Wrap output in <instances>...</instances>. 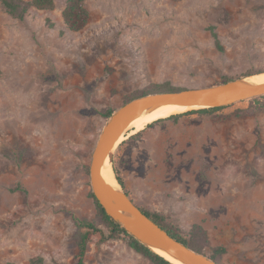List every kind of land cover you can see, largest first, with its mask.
Instances as JSON below:
<instances>
[{
  "label": "rangeland",
  "instance_id": "1",
  "mask_svg": "<svg viewBox=\"0 0 264 264\" xmlns=\"http://www.w3.org/2000/svg\"><path fill=\"white\" fill-rule=\"evenodd\" d=\"M85 3L79 31L64 22L66 0L22 19L0 6V264L72 262L77 219L96 215L89 164L101 110L154 84L264 75V0ZM250 101L264 95L149 123L122 136L111 162L140 208L225 246L222 264H264V110L237 114ZM84 262L152 264L104 226Z\"/></svg>",
  "mask_w": 264,
  "mask_h": 264
},
{
  "label": "water",
  "instance_id": "2",
  "mask_svg": "<svg viewBox=\"0 0 264 264\" xmlns=\"http://www.w3.org/2000/svg\"><path fill=\"white\" fill-rule=\"evenodd\" d=\"M250 76L215 85L154 92L135 97L113 111L99 133L89 164L93 195L115 223L153 252V248L161 249L183 264H222L170 235L167 230L144 213L123 190L116 177L119 188L106 183L100 173L103 163L107 158L110 163L112 162L114 147L122 142L119 141L120 137L128 138V125L144 109L152 110L162 104L194 105L198 109L224 107L264 95V83L244 81Z\"/></svg>",
  "mask_w": 264,
  "mask_h": 264
},
{
  "label": "trees",
  "instance_id": "3",
  "mask_svg": "<svg viewBox=\"0 0 264 264\" xmlns=\"http://www.w3.org/2000/svg\"><path fill=\"white\" fill-rule=\"evenodd\" d=\"M0 6L10 15L17 18H24L29 9L37 8V9H52L54 6V0H0ZM62 16L64 22L67 27L71 31H79L85 27L89 19V11L86 7L85 0H66L65 7L62 12ZM211 34L215 38V45L218 49H222L217 33L214 31V27H210ZM231 80L228 77H224L222 82H227ZM187 87L181 86H173L169 82H164L161 84H154L141 91L138 95L127 98L125 103L135 97L149 94L152 92H163V91H178L185 89ZM223 107H211V108H201L196 111L190 112H199V113H212ZM255 110H264V102L261 104H254L250 101V105L246 110H240V112L252 114ZM111 109H104L100 111V114L106 118H108L112 114ZM187 112V111H186ZM182 116L181 114L172 115L167 117L168 119L178 120ZM159 120V121H158ZM156 122L164 121L165 119H158ZM139 134V132L131 135L128 139H133ZM116 172V170H115ZM116 179L120 185L124 186L122 179L116 175ZM91 196L93 197L95 206H96V215L93 219L89 220L87 218H79L76 221L77 230L74 234L77 246V252L73 257L71 263L64 264H85L84 256L87 249V243L91 240L94 233L99 232L100 226H104L108 229L113 236L123 235L128 246L131 247L135 252L141 254L143 257L148 259L152 264H172L162 256L156 254L148 247L140 243L137 239L132 237L129 233H127L119 224L115 223L104 211L103 207L99 204V202L94 197L91 192ZM144 213L153 219L156 223L162 226L165 230L168 231L170 235L178 239L179 241L186 244L188 247L201 252L202 248L208 246L211 254L210 257L217 262H220L221 256L226 252V247L223 245L211 246L209 244L206 231L200 225H194L192 227L191 233L189 237H186L182 234L180 229L168 223L164 215L158 212H149L141 208ZM221 263V262H220Z\"/></svg>",
  "mask_w": 264,
  "mask_h": 264
},
{
  "label": "bare ground",
  "instance_id": "4",
  "mask_svg": "<svg viewBox=\"0 0 264 264\" xmlns=\"http://www.w3.org/2000/svg\"><path fill=\"white\" fill-rule=\"evenodd\" d=\"M244 81L249 83H264V75L258 76L253 75L250 77H247L244 79ZM197 106L190 105H178V104H162L159 105L152 110L144 109L141 111L128 125L127 127V133L128 135H131L132 133H135L137 131H140L144 129L145 126H147L149 123L154 122L155 120L170 117L172 115L181 114L184 113L190 109L196 108ZM122 136L120 137L119 141H121ZM117 147V145L114 147V149ZM113 149V150H114ZM101 177L103 180L110 184L111 186L115 188H119L117 181L115 179L112 165L108 158L103 163L101 169H100ZM154 252L160 254L161 256L165 257L167 260H169L172 264H183L182 262L178 261L177 259L173 258L169 254H167L165 251L157 248H153Z\"/></svg>",
  "mask_w": 264,
  "mask_h": 264
}]
</instances>
